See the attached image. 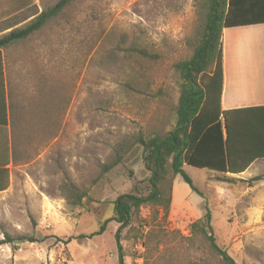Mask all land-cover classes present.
<instances>
[{"label": "rangeland", "instance_id": "obj_1", "mask_svg": "<svg viewBox=\"0 0 264 264\" xmlns=\"http://www.w3.org/2000/svg\"><path fill=\"white\" fill-rule=\"evenodd\" d=\"M58 1L37 0L30 13L39 14ZM203 4L74 0L29 43L11 52L16 60L8 69L18 114L16 157L11 187L0 195V242L8 234L32 236L37 243L0 246V264H118L119 224L110 222L102 235H93L114 217L118 196L148 194L150 174L140 146L106 175L102 165L112 161L120 143L164 137L174 129L182 89L175 67L193 55ZM134 42L159 56L141 70L146 92L126 87L133 73L122 50ZM259 165L250 176H264V162ZM184 172L202 196L180 175L167 180L164 187L172 198L167 218L162 209L158 213L146 206L122 233L126 264H146L141 238L146 228L141 226L147 224L155 233L161 229V237L171 234L165 239L170 251L162 247L155 252V264L176 253L187 257L188 264L212 260L204 241L190 239L191 225L207 210L217 244L236 263L264 264V182L250 185L252 178H236L224 183L226 176L189 166ZM65 183L84 194L83 207L67 202ZM158 240L155 235V246Z\"/></svg>", "mask_w": 264, "mask_h": 264}, {"label": "trees", "instance_id": "obj_2", "mask_svg": "<svg viewBox=\"0 0 264 264\" xmlns=\"http://www.w3.org/2000/svg\"><path fill=\"white\" fill-rule=\"evenodd\" d=\"M73 1L59 0L21 29L0 39V90L4 109L2 122L7 125L5 119L8 97L12 133L18 114L15 113L11 86L5 85L1 50L7 49L12 44L25 42L34 33L55 20ZM203 3L204 21L198 31L197 41L193 45V55L189 60L178 63L175 67L182 79V89L174 129L164 137L139 136L132 143H120L116 147L112 161L102 165V175H106L122 163L134 146H140L145 170L150 174L148 194L127 193L118 196L114 201V217L105 221L99 232L93 235H102L110 222L119 224L115 234L118 264H126L122 233L140 217L143 207L158 208V213L162 209L164 218H167L172 203L171 191H167L164 187L167 180L180 175L193 191L202 196L191 178L184 172L186 166L226 176L222 182L235 183L237 179L234 176L245 173L253 163L264 161V107L222 110L223 32L230 28L264 24V0H203ZM122 52L123 60L127 61V68L130 69L129 72L133 73L126 86L127 89L131 92H137L139 90L137 87L148 89V85H142L141 70L147 62L155 61L159 56L137 42L130 44ZM117 53L113 52L111 57H116ZM12 141L16 157L15 139L12 138ZM4 181L6 183L0 186V192L9 186V170L0 169V183ZM247 182L250 185L264 182V176L253 177ZM63 189L66 191L65 199L68 203L83 207L85 196L79 189L70 183H65ZM33 224L36 227L35 222ZM148 227V224L141 226V229L146 228V232L142 233L141 237L142 246L146 252V264H155V261H152L155 252L159 253L162 247L170 251V245L165 239L171 234L167 233L161 237L158 235L161 229L155 233V227ZM155 235L159 239L156 246ZM177 235L181 236L179 233ZM190 239L191 241L201 239L210 248L212 260L202 264H238L217 244L210 210H207L203 219L191 225ZM15 242L37 243V240L32 236H20L15 239L6 234L0 246L13 245ZM187 259V257L182 259L176 253L175 257H163L160 262L182 264L181 261H184L183 264H188Z\"/></svg>", "mask_w": 264, "mask_h": 264}, {"label": "crops", "instance_id": "obj_3", "mask_svg": "<svg viewBox=\"0 0 264 264\" xmlns=\"http://www.w3.org/2000/svg\"><path fill=\"white\" fill-rule=\"evenodd\" d=\"M35 7H37V0H0V39L8 36L13 31L21 29L43 12L39 14L30 13ZM32 36L25 42L12 44L7 49L1 50L5 69V85H13L8 69L11 70L14 67L12 64L16 63V60L14 62V55L11 56V52L18 46L26 42L29 43ZM223 78V111L264 107V24L224 30ZM8 107L9 99L7 97V117L5 119L7 125H4L5 122H2L4 120V109L0 90V169L9 170V186L6 190L1 191L0 195L8 192L11 187V168L15 165L12 144L14 136L11 131ZM259 163H253L245 173L234 177L242 180L253 178L250 176V170L253 167L259 169ZM5 183L6 181L0 183V186H4Z\"/></svg>", "mask_w": 264, "mask_h": 264}]
</instances>
